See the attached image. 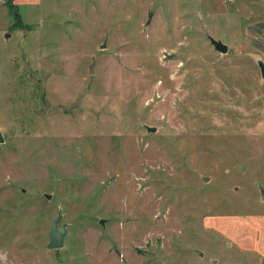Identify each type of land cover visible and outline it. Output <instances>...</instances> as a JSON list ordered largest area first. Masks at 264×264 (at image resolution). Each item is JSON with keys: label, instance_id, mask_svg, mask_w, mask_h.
<instances>
[{"label": "rangeland", "instance_id": "rangeland-1", "mask_svg": "<svg viewBox=\"0 0 264 264\" xmlns=\"http://www.w3.org/2000/svg\"><path fill=\"white\" fill-rule=\"evenodd\" d=\"M259 61L263 0H0V264L264 249Z\"/></svg>", "mask_w": 264, "mask_h": 264}, {"label": "water", "instance_id": "water-1", "mask_svg": "<svg viewBox=\"0 0 264 264\" xmlns=\"http://www.w3.org/2000/svg\"><path fill=\"white\" fill-rule=\"evenodd\" d=\"M210 42L213 44L214 48L222 53L226 52L227 46L223 44L220 40H216L209 36ZM261 77L264 78V62L259 61L258 63ZM148 131H155L154 127H148ZM0 142H3V137L1 136L0 132ZM261 195L264 197V186L260 187ZM47 197H50L49 195H46ZM62 218L61 213H58L57 216H55L51 222L50 227L48 230V242H47V248L48 249H60L64 245V236L67 232L65 224H62L60 227H58V224L60 223ZM200 255L201 252H199Z\"/></svg>", "mask_w": 264, "mask_h": 264}, {"label": "crops", "instance_id": "crops-1", "mask_svg": "<svg viewBox=\"0 0 264 264\" xmlns=\"http://www.w3.org/2000/svg\"><path fill=\"white\" fill-rule=\"evenodd\" d=\"M238 229L240 235L239 238L231 239V241L229 242L230 247L233 244L238 249L239 256L241 258V260H239L240 262L235 264H264L263 244L260 243L259 244L260 247H256V245H251L248 242L250 235L248 231L249 228H244L243 226H239ZM255 239L259 241L258 232H256ZM224 264H232V263L225 262Z\"/></svg>", "mask_w": 264, "mask_h": 264}, {"label": "trees", "instance_id": "trees-1", "mask_svg": "<svg viewBox=\"0 0 264 264\" xmlns=\"http://www.w3.org/2000/svg\"><path fill=\"white\" fill-rule=\"evenodd\" d=\"M7 6H8V8H9L10 12L13 14V16H14L16 19H18V13H17V10L14 9L13 5H12L9 1L7 2ZM15 8H16V7H15Z\"/></svg>", "mask_w": 264, "mask_h": 264}]
</instances>
